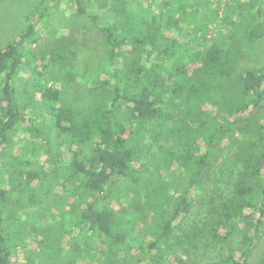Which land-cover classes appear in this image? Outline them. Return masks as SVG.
Segmentation results:
<instances>
[{"label":"trees","instance_id":"16d2710c","mask_svg":"<svg viewBox=\"0 0 264 264\" xmlns=\"http://www.w3.org/2000/svg\"><path fill=\"white\" fill-rule=\"evenodd\" d=\"M58 1L43 0L41 7L29 15L25 31L0 49V146L9 142L15 128L28 121V114L15 100L14 82L20 71L31 66L26 90L35 98L40 97L38 103L47 107L42 116L48 117L56 131L54 139L71 151L67 169L69 177L77 179L74 193L78 221L107 240L104 244L112 253L109 264H131L127 257L117 258L118 250L128 236L131 245H142L144 238L137 231L151 213L157 219L158 230L153 240H146L144 250L157 252L154 258L148 255L141 261L175 264L176 249L167 245L174 222L190 207L192 191L210 175L213 162L217 161L215 156L226 147L234 149L241 167L238 176L227 193L219 184L222 177L215 180V195L209 199L205 227L197 233L226 239L229 231L221 234L219 228L230 220L243 219L247 226L238 253L231 251L209 263L243 264L264 223V65L238 67L242 53L237 45L241 35L234 31L233 17L239 15L244 0H105L103 5L109 3L113 21L98 27L106 51L101 63L113 81L102 80L93 85L91 91L101 93L104 99L87 110L60 103L77 74L76 41L60 38L50 47L36 49ZM70 1L76 15L85 13L86 0ZM218 18L224 24L214 27L216 40L210 41L209 27ZM244 35L249 40L262 37L264 27L251 25ZM198 37L203 39L201 46L196 41ZM218 90L219 95L212 96ZM168 95L172 102L183 98L186 104L170 130L166 128L165 137L172 139L169 142L173 148L167 150L162 145V157L168 170L175 162L174 167L185 172L184 187L178 196H170L172 208L158 204V198L165 195V187L159 184V189L149 190L152 195L147 205L141 206L134 197L130 202L133 212L125 204L115 209L107 198L117 192L119 184L137 181L139 169L134 162L139 156L136 145L142 136L140 129L135 136L127 133L118 120L116 106L119 102L130 104L128 116L140 121L143 130L156 131L157 136V128L171 122L170 109L165 112ZM206 100L211 101L215 110L204 108ZM31 134L43 133L32 130ZM61 136L65 139L59 140ZM203 141L205 150L201 148ZM24 157L23 148L13 157L19 167L11 176L18 177V185L4 176L11 187L0 188V264H12L15 252L10 245L12 238L6 234L5 208L11 204V194L19 196L15 188L22 189L24 184L31 187L32 181L40 177V171L26 170L20 164L27 161ZM61 161L65 163L64 158ZM24 177L26 180H22ZM197 233L187 235L194 246ZM180 244L179 241L177 245ZM260 264H264V252Z\"/></svg>","mask_w":264,"mask_h":264},{"label":"rangeland","instance_id":"374dc122","mask_svg":"<svg viewBox=\"0 0 264 264\" xmlns=\"http://www.w3.org/2000/svg\"><path fill=\"white\" fill-rule=\"evenodd\" d=\"M104 1L86 0L85 13L76 15L74 4L70 0H59L58 5L54 6L48 17L45 28L41 31V38L36 49L50 47L60 38H71L77 43L75 56L77 74L73 84H70V90L65 91L61 104L68 102L76 108L87 110L104 99L101 93L91 91L93 85L102 80L113 81L101 63L106 51L98 27L113 21L110 5L109 3L103 5ZM42 3L43 0H0V49L25 31L29 24V15L38 10ZM221 14L222 11L220 16ZM233 20L236 22L233 26L234 31L241 35L237 45L242 53L238 59V67L263 66L264 35L249 40L244 34L251 25L264 27V0H244L239 15H234ZM218 21L219 18L213 26L209 27L210 41L216 40L217 31L214 27L218 25L221 27L224 24L220 21L218 24ZM223 30H225L224 26ZM196 41L201 46L203 39L198 37ZM30 67L27 65L20 71L14 82L15 100L28 114V121L21 127L15 128L10 133L9 142L0 146V188L9 189L10 179L17 185L20 182L18 177L11 176V173L16 172V168L19 167L13 157L19 154L22 148L25 154L24 159L27 161L20 164L26 170L40 171V177L32 181L31 187L24 184L22 189L15 188L20 197L12 193L11 204L5 208L6 234L12 238L10 245L15 248L11 262L12 264H109L112 253L104 244L107 240L88 231L86 225L78 221V200L74 193L77 179L70 178V171L67 169V160L71 158V151L66 144L62 143L59 146L61 142L54 139L57 136L56 131L51 127L48 117L42 116V112L46 111L47 107L38 103L41 102L40 97L36 95L35 98L30 90H26V84H29L27 80L30 76ZM191 72L192 70L188 71V73ZM1 85L0 80V90ZM214 94L219 95V90L217 93L214 91L212 96H215ZM184 104L186 103L183 98H176L172 102L168 95L167 106L165 103L164 105L167 107L165 112L170 109L171 122L161 124L160 128H157V136L156 131L143 130L140 121L128 116L130 104L119 102V106H116L118 120L123 122L127 133L135 136L136 130L140 129L142 136L136 145L139 156L134 162L135 167L139 169L137 181L119 184L117 192H113L107 198L115 209H118L120 204H125L130 205L129 210L133 212L134 206H131L130 202L134 197L141 206L147 205L149 196L152 195L149 194V190L154 187L159 189L157 187L159 184L165 187V195L158 198V204L167 208H172L174 205L170 201V196H178L181 193L186 174L183 170L180 171L174 167L175 162L171 164L169 170L165 168L162 145L167 146V150L173 148L169 142L171 138L168 140L165 137L166 128L170 130L173 120L182 115L181 109L184 108ZM203 105L205 109L215 110L210 100H206ZM32 130L42 131L43 134L32 135ZM64 139L65 136H61L59 140ZM46 142L50 143L46 144ZM72 148L75 149L76 145L73 144ZM201 148L206 149L205 141L201 143ZM215 157L217 161L213 162L214 167L210 175L202 180L199 188L192 191L193 200L190 207L176 219L169 234L167 245L176 249L175 264H209L231 251L238 253V248L243 245V233L247 225L241 218L230 220L224 227L219 228L221 234L224 230L229 231L226 239L219 237L212 239L207 232V234L197 233L201 227H205L206 209L211 195L214 194L215 180L222 177L219 184L227 193L231 190L241 169L234 149L226 147ZM62 158L65 163H62ZM4 176L8 178V181L4 180ZM24 179L25 177L22 178ZM137 192L141 193L136 195ZM8 214L9 217H7ZM156 220L151 213L137 231L139 236L144 238L141 241L143 247L138 244L131 245V237L128 236L126 243L118 250L117 258L123 260L127 257L128 263L131 264H143L141 259L144 256L150 255L154 258L157 249L152 250L151 253L145 252L144 249L148 244L146 240L155 238V232L158 230ZM195 233H197L196 246L193 245L192 238L187 236ZM179 241L180 246L177 245ZM263 252L264 223L260 237L243 264H260Z\"/></svg>","mask_w":264,"mask_h":264}]
</instances>
